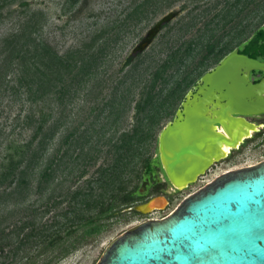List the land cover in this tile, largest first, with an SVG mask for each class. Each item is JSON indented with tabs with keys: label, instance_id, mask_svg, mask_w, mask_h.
Listing matches in <instances>:
<instances>
[{
	"label": "rangeland",
	"instance_id": "obj_1",
	"mask_svg": "<svg viewBox=\"0 0 264 264\" xmlns=\"http://www.w3.org/2000/svg\"><path fill=\"white\" fill-rule=\"evenodd\" d=\"M24 1L28 3L24 4ZM143 1L79 0L71 4L68 0H7L0 9L4 16L0 23V44L5 37L19 31L34 13L39 30L33 36L49 41L60 54L74 51L85 43L90 44L94 38L97 42L95 48L105 47L101 44L110 42L106 45L108 47L104 55L97 61L95 72L87 76L88 81L79 91L66 94L55 92L54 99L48 97L37 103L27 99V88L20 86L17 69L8 72L6 79H2L9 68L7 65L0 67V143L7 144L9 138H29L31 130L24 127V120L32 111L39 117L43 112H52L50 122L56 125L60 124L59 121H65L62 115L68 114V124L57 127L54 137L48 141V151L39 167L43 170L48 159L51 157L57 161L71 140L79 138L82 130L88 128V136L93 134L86 145L88 158L78 160L64 186L57 185L63 176L60 174L50 190L41 195L31 193L25 205L16 206L10 201L9 205L1 206L0 229L20 225L23 220L31 218L36 209L40 224H51L55 220L64 222L60 216H56L68 207V201L62 200V195L70 187L76 190L85 185L97 176L107 160L111 161L109 148L122 132L133 128L136 123L135 106L142 97V91L150 88L155 79L154 73L163 69L162 77L156 80V90L164 86L165 91L162 96L155 97L158 106L163 102L166 105L160 106L162 115L153 127L154 139L148 152V155L158 158L159 134L175 116L188 91L203 74L229 52L239 48L256 28L264 25V10L259 6L264 0H255L245 6L244 3L235 6V0H160L157 5L149 3L145 6L141 5ZM228 8L232 10L231 15L221 19L218 14ZM171 13L176 14L162 26L151 44L139 52L140 56L134 54L147 32ZM210 49L219 51L218 55L212 53L207 57ZM132 54L135 58L127 65ZM167 60L169 63L164 65ZM70 79L66 82H70ZM177 86H180L178 92L170 95ZM156 108L153 107L152 111ZM110 111L114 113V118H107ZM247 120L262 127L224 160L215 162L197 182L181 190L172 189L160 163L154 181L141 183L140 190L144 197L135 206L158 195L167 197L169 204L150 213L129 210L113 216L100 234L86 237L78 248L56 264H97L106 247L123 232L145 221L169 216L185 198L220 174L264 161V113L249 116ZM70 152L73 157L79 153L74 141ZM67 231L65 229L63 235ZM82 234L83 230L80 229L73 234L72 239ZM61 251L56 248L39 256L38 249H33L32 258L28 261L25 258L18 264H24L25 261L28 264H33V261L42 264L47 255L55 258L62 254Z\"/></svg>",
	"mask_w": 264,
	"mask_h": 264
},
{
	"label": "trees",
	"instance_id": "obj_2",
	"mask_svg": "<svg viewBox=\"0 0 264 264\" xmlns=\"http://www.w3.org/2000/svg\"><path fill=\"white\" fill-rule=\"evenodd\" d=\"M6 1H2L0 9L5 6ZM68 1L75 4L79 0ZM158 1L160 0H144L141 5H157ZM253 1L255 0H235L234 5L244 3L245 6ZM27 3L24 1V4ZM259 6L264 10V1ZM231 13L232 10L228 8L218 15L221 19L229 18ZM35 16L36 13L24 22L19 31L5 37L0 44V67L7 65L9 68L2 79H6L8 72L17 69L19 84L27 88V99L31 103L46 100L48 97L54 99L55 92L66 94L79 91L88 81L87 76L95 72L97 61L104 55L108 47L106 45L110 44L103 43L101 45L105 47L95 48L97 42L94 38L90 44L85 43L74 51L68 50L60 54L49 41L33 36L39 30ZM3 19L4 16L0 13V23ZM239 48L241 53L264 60V25L256 28ZM212 53L218 55L219 51L210 49L207 57ZM140 54L138 53V56ZM134 58L135 55L130 56L126 64L129 65ZM167 63L169 60L164 65ZM15 66L16 68H13ZM162 73L163 69L156 71L150 88L142 91V97L135 106L136 123L132 129L122 132L120 138L109 148L111 161L107 160L97 176L88 180L85 185L76 190H71L70 187L69 191L62 195V200L68 201V207L56 216H60L64 222L55 220L51 224H40L36 209L32 217L23 220L20 225L15 224L11 229H0V264H18L25 258L28 261L32 258L33 249H38L37 255L42 256L60 248L61 255L55 258H49L47 255L42 263L56 264L73 249L78 248L79 243L86 237L100 234L113 216L129 210L137 212L135 203L144 197L140 190L141 183L145 180L154 181L160 167L159 159L148 155V152L154 139L153 127L162 115L160 106L166 105L163 102L158 106L155 97L162 96L165 91L164 86L156 90V80L162 77ZM68 78H71V81L67 83ZM179 87L172 90L170 95L177 93ZM153 107L158 108L153 112ZM113 114L110 111L107 118H114ZM51 117L52 112H43L40 117L34 111L30 112L24 120V127L31 130L29 138H9L7 144L0 143V207L9 205L10 201L16 206L25 205L31 193L41 195L50 190L60 174L63 176L57 185L63 187L78 160L88 158L86 145L93 134L88 136L86 128L79 133L78 139L71 140V144L57 161L50 157L44 169H39L48 151V141L54 137L57 127L68 124V114L62 115L65 121H59L58 125L50 122ZM41 134H44L43 137ZM73 141L79 149L76 157L70 152ZM65 229L68 231L63 235ZM80 229L83 234L72 239L73 234ZM28 263L25 261L24 264ZM32 263L35 264L34 261Z\"/></svg>",
	"mask_w": 264,
	"mask_h": 264
},
{
	"label": "water",
	"instance_id": "obj_3",
	"mask_svg": "<svg viewBox=\"0 0 264 264\" xmlns=\"http://www.w3.org/2000/svg\"><path fill=\"white\" fill-rule=\"evenodd\" d=\"M175 14L157 22L134 54L147 48ZM252 71L264 73V60L239 48L229 52L203 74L175 118L162 128L158 152L172 189L196 182L222 158L221 141H233L252 124L245 116L264 113V78L252 81ZM159 197L134 208L142 213L161 210L152 209ZM97 264H264V161L220 174L169 216L123 232Z\"/></svg>",
	"mask_w": 264,
	"mask_h": 264
},
{
	"label": "bare ground",
	"instance_id": "obj_4",
	"mask_svg": "<svg viewBox=\"0 0 264 264\" xmlns=\"http://www.w3.org/2000/svg\"><path fill=\"white\" fill-rule=\"evenodd\" d=\"M242 128L243 127H241L240 129H242ZM215 129H218V130L222 131L221 128L219 129V128L215 127ZM240 129H238V130H240ZM258 129H260L259 125L252 122V124H246V126H244V130L240 133V135L238 133V136L233 141H231V142L230 141L226 142L224 140L221 141V145H220L221 146V151H220L219 157H222V158L220 160H222L223 158L228 157L232 153V148L233 147L239 148L241 146L242 140L245 141V138L251 137L254 134V132L256 130H258ZM224 134H227V133L225 132ZM177 186L180 189H184V188L188 187L186 183L178 184ZM166 203H167L166 199L164 197L160 196L159 198L155 199L154 206H153L152 209H154L156 207L157 208H161Z\"/></svg>",
	"mask_w": 264,
	"mask_h": 264
},
{
	"label": "flooded vegetation",
	"instance_id": "obj_5",
	"mask_svg": "<svg viewBox=\"0 0 264 264\" xmlns=\"http://www.w3.org/2000/svg\"><path fill=\"white\" fill-rule=\"evenodd\" d=\"M239 49H240V48H239ZM138 53H139V52H138ZM136 54H137V53H136ZM132 55H134V54H132ZM225 56H226V55H225ZM220 61H221V60H220ZM220 61H219V62H220ZM219 62H218V63H219ZM218 63H217V64H218ZM217 64H216V65H217ZM216 65H215V66H216ZM215 66H214V67H215ZM214 67H213V68H214ZM210 70H211V69H210ZM262 78H264V73L261 72V71H252V72L250 73V79H251L252 81H254V82H258V81H260ZM199 83H200V80H199V81L197 82V84H195V85L193 86V88L190 89L189 91H195V87H196ZM189 91H188V92H189ZM186 96H187V94L185 95V97H184L183 101L181 102L180 107L177 109V111L181 108L182 103L186 100ZM177 111H176V112H177ZM261 114H263V113H261ZM261 114L248 115V116H245V117L247 118V117H249V116H257V115H261ZM175 116H176V114H175ZM175 116L172 118V120L175 118ZM172 120H171V121H172ZM169 122H170V121H169ZM169 122H168V123H169ZM259 126H260V128L262 127L261 125H259ZM218 128L220 129L221 127L218 126ZM254 133H255V132H254ZM249 138H251V137H248L247 139H249ZM245 140H246V139H245ZM243 143H244V142H243ZM243 143H242V144H243ZM242 144H241V145H242ZM235 149H238V148H235ZM235 149H232V151L235 150ZM158 159H159V161H160V163H161V160H160V157H159V152H158ZM217 162H218V161H217ZM163 172H164V171H163ZM145 181H146V180H145ZM147 181H149V180H147ZM174 190H175V189H174Z\"/></svg>",
	"mask_w": 264,
	"mask_h": 264
}]
</instances>
